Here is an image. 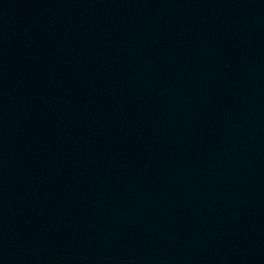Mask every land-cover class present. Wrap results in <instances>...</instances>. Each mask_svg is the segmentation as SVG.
Masks as SVG:
<instances>
[{
  "label": "water",
  "instance_id": "95a60500",
  "mask_svg": "<svg viewBox=\"0 0 264 264\" xmlns=\"http://www.w3.org/2000/svg\"><path fill=\"white\" fill-rule=\"evenodd\" d=\"M0 264H264V0H0Z\"/></svg>",
  "mask_w": 264,
  "mask_h": 264
}]
</instances>
